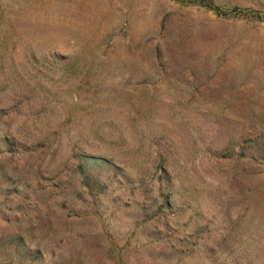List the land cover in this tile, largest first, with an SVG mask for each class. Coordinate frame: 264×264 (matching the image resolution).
<instances>
[{
	"label": "rangeland",
	"instance_id": "1",
	"mask_svg": "<svg viewBox=\"0 0 264 264\" xmlns=\"http://www.w3.org/2000/svg\"><path fill=\"white\" fill-rule=\"evenodd\" d=\"M200 1L0 0V264H264V0Z\"/></svg>",
	"mask_w": 264,
	"mask_h": 264
},
{
	"label": "trees",
	"instance_id": "2",
	"mask_svg": "<svg viewBox=\"0 0 264 264\" xmlns=\"http://www.w3.org/2000/svg\"><path fill=\"white\" fill-rule=\"evenodd\" d=\"M200 3H201L204 7L208 8V9H210V10H217L216 7H215V5H213V4L211 3V1H209V0H201ZM235 10H236V9H235Z\"/></svg>",
	"mask_w": 264,
	"mask_h": 264
}]
</instances>
